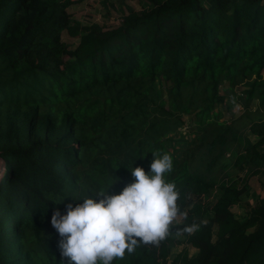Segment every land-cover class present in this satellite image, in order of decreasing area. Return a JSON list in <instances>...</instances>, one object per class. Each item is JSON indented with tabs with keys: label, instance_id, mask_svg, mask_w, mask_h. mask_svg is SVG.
I'll return each mask as SVG.
<instances>
[{
	"label": "trees",
	"instance_id": "1",
	"mask_svg": "<svg viewBox=\"0 0 264 264\" xmlns=\"http://www.w3.org/2000/svg\"><path fill=\"white\" fill-rule=\"evenodd\" d=\"M73 3L0 0V264H68L53 212L73 197L121 193L134 182L129 168L150 171L153 152L172 157L164 179L186 215L159 245L138 243L113 264H264V197L233 213L249 178L217 183L192 171L179 132L192 118L194 143L225 157L217 106L239 84L246 106L264 105V0H143L120 26L83 33L67 13ZM65 31L79 43L66 45ZM251 129L257 139L236 163L264 174V123ZM176 235L185 249L173 257Z\"/></svg>",
	"mask_w": 264,
	"mask_h": 264
},
{
	"label": "clouds",
	"instance_id": "2",
	"mask_svg": "<svg viewBox=\"0 0 264 264\" xmlns=\"http://www.w3.org/2000/svg\"><path fill=\"white\" fill-rule=\"evenodd\" d=\"M152 154L149 172L129 168L134 182L121 193L109 195V187L80 199L73 197L75 206L68 203L64 213L59 208L53 212L51 225L61 238L58 248L68 264H113L126 251L132 253L138 243L159 245L178 215H186L177 203L176 185L164 179L173 169L172 157ZM196 229L193 223L183 232L192 234Z\"/></svg>",
	"mask_w": 264,
	"mask_h": 264
},
{
	"label": "rangeland",
	"instance_id": "3",
	"mask_svg": "<svg viewBox=\"0 0 264 264\" xmlns=\"http://www.w3.org/2000/svg\"><path fill=\"white\" fill-rule=\"evenodd\" d=\"M74 3L67 9V13L73 20L81 24L84 28L83 33L88 28L99 27L103 29L116 28L122 24L125 16H128V9L136 12L144 10L143 0H72ZM63 41L69 47H73L79 43V36H71L66 31L63 32ZM254 76L252 77V79ZM247 85H236L234 95H229L222 105L217 106L216 111L219 114V122L229 127V131L225 133L230 140L227 143V154L225 157L215 158L218 152L213 155L208 154L207 147L199 146V141L194 143L196 136H190L191 132H195L197 126L192 123V118L187 119L186 125L179 130L189 145L184 146L189 155H192L191 170L200 173L208 178H213L220 183L224 179H243L248 177V191L242 196L239 204L232 208V212L236 215L244 217L248 213V205H253L254 195L264 197V174H254L244 166L237 165V157L244 154V145L246 139L255 141L257 137L252 133L251 126L264 123V105L257 99H253L246 106L247 98L245 92ZM224 93V90H221ZM224 95V94H223ZM229 104L233 105L229 109ZM215 119V118H214ZM216 120V119H215ZM1 173L5 172L0 164ZM177 245L172 250L173 257L178 253L184 252V236H175ZM189 256L197 253L192 247H187ZM169 264H178L172 258Z\"/></svg>",
	"mask_w": 264,
	"mask_h": 264
},
{
	"label": "built area",
	"instance_id": "4",
	"mask_svg": "<svg viewBox=\"0 0 264 264\" xmlns=\"http://www.w3.org/2000/svg\"><path fill=\"white\" fill-rule=\"evenodd\" d=\"M68 33V32H67ZM217 195V188H215L210 196V199H213Z\"/></svg>",
	"mask_w": 264,
	"mask_h": 264
},
{
	"label": "crops",
	"instance_id": "5",
	"mask_svg": "<svg viewBox=\"0 0 264 264\" xmlns=\"http://www.w3.org/2000/svg\"><path fill=\"white\" fill-rule=\"evenodd\" d=\"M176 236H180V235H176Z\"/></svg>",
	"mask_w": 264,
	"mask_h": 264
}]
</instances>
